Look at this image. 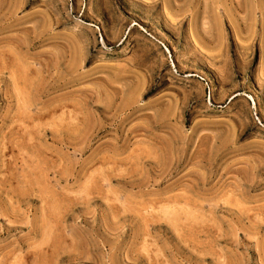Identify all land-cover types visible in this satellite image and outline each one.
I'll list each match as a JSON object with an SVG mask.
<instances>
[{
	"label": "rangeland",
	"instance_id": "374dc122",
	"mask_svg": "<svg viewBox=\"0 0 264 264\" xmlns=\"http://www.w3.org/2000/svg\"><path fill=\"white\" fill-rule=\"evenodd\" d=\"M0 264H264V0H0Z\"/></svg>",
	"mask_w": 264,
	"mask_h": 264
}]
</instances>
